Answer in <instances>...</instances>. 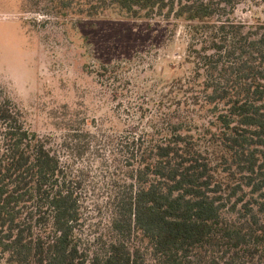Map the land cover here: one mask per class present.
I'll list each match as a JSON object with an SVG mask.
<instances>
[{"label":"trees","instance_id":"trees-1","mask_svg":"<svg viewBox=\"0 0 264 264\" xmlns=\"http://www.w3.org/2000/svg\"><path fill=\"white\" fill-rule=\"evenodd\" d=\"M238 2L56 0L65 14L167 11L186 21L193 42L204 39V102L214 106H194L210 113L202 124L186 113L120 139L132 181L118 195L112 240L90 254L76 234L78 182L0 93V251L12 264H264V26L211 24Z\"/></svg>","mask_w":264,"mask_h":264},{"label":"rangeland","instance_id":"rangeland-1","mask_svg":"<svg viewBox=\"0 0 264 264\" xmlns=\"http://www.w3.org/2000/svg\"><path fill=\"white\" fill-rule=\"evenodd\" d=\"M56 6V0H0V93L78 182L77 239L93 254L112 240L118 195L132 181L120 139L149 134L186 113L202 124L210 113L194 106L214 105L204 102L198 59L204 39L193 42L186 21L167 11L135 19L109 9L88 17ZM222 16L211 24L255 33L264 26V0H239ZM130 242L142 244L138 237ZM8 258L0 251V264H12Z\"/></svg>","mask_w":264,"mask_h":264}]
</instances>
